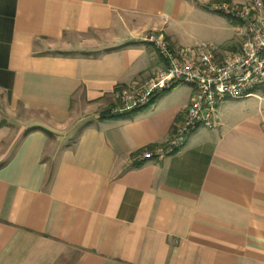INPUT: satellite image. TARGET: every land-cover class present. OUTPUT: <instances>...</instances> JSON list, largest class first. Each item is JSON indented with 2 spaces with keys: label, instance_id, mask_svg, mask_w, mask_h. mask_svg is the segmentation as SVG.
I'll list each match as a JSON object with an SVG mask.
<instances>
[{
  "label": "crops",
  "instance_id": "obj_1",
  "mask_svg": "<svg viewBox=\"0 0 264 264\" xmlns=\"http://www.w3.org/2000/svg\"><path fill=\"white\" fill-rule=\"evenodd\" d=\"M247 1L0 0V264H264V99L223 101L163 160L138 161L190 86L99 119L159 66L148 33L226 48L209 6Z\"/></svg>",
  "mask_w": 264,
  "mask_h": 264
},
{
  "label": "built area",
  "instance_id": "obj_2",
  "mask_svg": "<svg viewBox=\"0 0 264 264\" xmlns=\"http://www.w3.org/2000/svg\"><path fill=\"white\" fill-rule=\"evenodd\" d=\"M235 25L231 46L204 45L198 49H174L162 32L144 37L158 57L141 84L123 89L119 112L145 106L151 97L175 84H186L192 96L179 124L164 148L143 153L138 161L163 160L183 147L197 129H213L218 106L225 100L259 97L264 93V0L244 4L219 3L209 6Z\"/></svg>",
  "mask_w": 264,
  "mask_h": 264
},
{
  "label": "trees",
  "instance_id": "obj_3",
  "mask_svg": "<svg viewBox=\"0 0 264 264\" xmlns=\"http://www.w3.org/2000/svg\"><path fill=\"white\" fill-rule=\"evenodd\" d=\"M178 84H175L168 88L167 90L163 91L161 94H158L156 96H153L150 98L148 103L145 106H140V107H135L132 108L131 110L127 111H122V112H116L115 107L109 108L107 111L103 112L102 114L99 115L100 120H112V119H125V118H130L133 114H136L137 112L143 111L151 107L154 102L167 92L171 91L175 87H177Z\"/></svg>",
  "mask_w": 264,
  "mask_h": 264
},
{
  "label": "rangeland",
  "instance_id": "obj_4",
  "mask_svg": "<svg viewBox=\"0 0 264 264\" xmlns=\"http://www.w3.org/2000/svg\"><path fill=\"white\" fill-rule=\"evenodd\" d=\"M204 46V45H203ZM213 46V45H212ZM214 47H217V46H214ZM258 95L264 99V93H258ZM261 104V109H264V102H260ZM123 107V105L120 103V102H117L115 104V108H116V112H119V110ZM244 110V109H243ZM242 111V110H241ZM262 115H264V113H262Z\"/></svg>",
  "mask_w": 264,
  "mask_h": 264
}]
</instances>
